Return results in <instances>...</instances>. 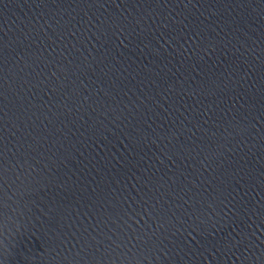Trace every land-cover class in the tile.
Masks as SVG:
<instances>
[{"label": "water", "instance_id": "water-1", "mask_svg": "<svg viewBox=\"0 0 264 264\" xmlns=\"http://www.w3.org/2000/svg\"><path fill=\"white\" fill-rule=\"evenodd\" d=\"M0 264H264V0H0Z\"/></svg>", "mask_w": 264, "mask_h": 264}]
</instances>
